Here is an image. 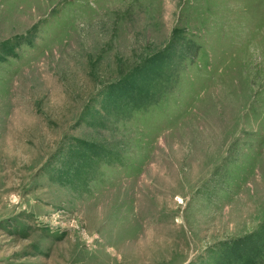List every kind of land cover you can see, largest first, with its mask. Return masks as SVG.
<instances>
[{
    "label": "rangeland",
    "instance_id": "rangeland-1",
    "mask_svg": "<svg viewBox=\"0 0 264 264\" xmlns=\"http://www.w3.org/2000/svg\"><path fill=\"white\" fill-rule=\"evenodd\" d=\"M0 264H264V0H0Z\"/></svg>",
    "mask_w": 264,
    "mask_h": 264
}]
</instances>
